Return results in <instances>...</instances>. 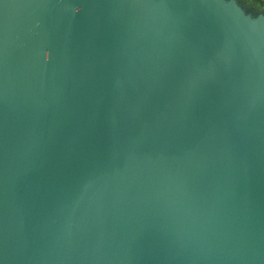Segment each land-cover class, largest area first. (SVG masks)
I'll use <instances>...</instances> for the list:
<instances>
[{"label": "water", "instance_id": "obj_1", "mask_svg": "<svg viewBox=\"0 0 264 264\" xmlns=\"http://www.w3.org/2000/svg\"><path fill=\"white\" fill-rule=\"evenodd\" d=\"M0 0V264H264V11Z\"/></svg>", "mask_w": 264, "mask_h": 264}, {"label": "trees", "instance_id": "obj_2", "mask_svg": "<svg viewBox=\"0 0 264 264\" xmlns=\"http://www.w3.org/2000/svg\"><path fill=\"white\" fill-rule=\"evenodd\" d=\"M245 3L247 2L248 4H250L251 7H254L255 5H253V3H251V0H243ZM258 6H260V8L262 9V11H264V0H258L257 4Z\"/></svg>", "mask_w": 264, "mask_h": 264}, {"label": "flooded vegetation", "instance_id": "obj_3", "mask_svg": "<svg viewBox=\"0 0 264 264\" xmlns=\"http://www.w3.org/2000/svg\"><path fill=\"white\" fill-rule=\"evenodd\" d=\"M247 3V2H246Z\"/></svg>", "mask_w": 264, "mask_h": 264}]
</instances>
